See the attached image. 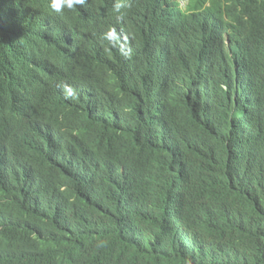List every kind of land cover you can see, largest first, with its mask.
<instances>
[{"label":"trees","instance_id":"1","mask_svg":"<svg viewBox=\"0 0 264 264\" xmlns=\"http://www.w3.org/2000/svg\"><path fill=\"white\" fill-rule=\"evenodd\" d=\"M31 1L0 4V264H264V0Z\"/></svg>","mask_w":264,"mask_h":264},{"label":"clouds","instance_id":"2","mask_svg":"<svg viewBox=\"0 0 264 264\" xmlns=\"http://www.w3.org/2000/svg\"><path fill=\"white\" fill-rule=\"evenodd\" d=\"M180 9L184 10L186 8V4L188 0H178ZM85 0H48V7L51 8L52 11L56 12H65L67 13V9H74L76 5L84 4ZM1 7L3 8V15L6 13H16L18 12V18L15 16V20H19V15H26L27 13H37L43 10L42 4H37L31 0H0ZM122 7H125L122 3H117L114 5V10L119 12ZM10 10V11H6ZM114 30L109 33V35H113Z\"/></svg>","mask_w":264,"mask_h":264},{"label":"bare ground","instance_id":"3","mask_svg":"<svg viewBox=\"0 0 264 264\" xmlns=\"http://www.w3.org/2000/svg\"><path fill=\"white\" fill-rule=\"evenodd\" d=\"M41 14V13H40ZM65 26V25H64ZM22 41H26V39H25V37H22ZM68 49L70 50L71 49V47L70 46H68Z\"/></svg>","mask_w":264,"mask_h":264}]
</instances>
